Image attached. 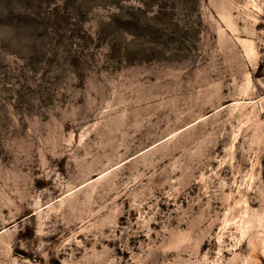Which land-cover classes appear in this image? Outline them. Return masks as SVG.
<instances>
[{"label": "rangeland", "instance_id": "374dc122", "mask_svg": "<svg viewBox=\"0 0 264 264\" xmlns=\"http://www.w3.org/2000/svg\"><path fill=\"white\" fill-rule=\"evenodd\" d=\"M0 264H264V0H0Z\"/></svg>", "mask_w": 264, "mask_h": 264}]
</instances>
